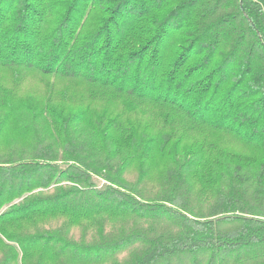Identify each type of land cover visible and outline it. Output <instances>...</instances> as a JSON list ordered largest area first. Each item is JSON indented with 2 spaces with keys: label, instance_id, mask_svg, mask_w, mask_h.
Segmentation results:
<instances>
[{
  "label": "trees",
  "instance_id": "trees-1",
  "mask_svg": "<svg viewBox=\"0 0 264 264\" xmlns=\"http://www.w3.org/2000/svg\"><path fill=\"white\" fill-rule=\"evenodd\" d=\"M0 264H264V0H0Z\"/></svg>",
  "mask_w": 264,
  "mask_h": 264
},
{
  "label": "rangeland",
  "instance_id": "rangeland-1",
  "mask_svg": "<svg viewBox=\"0 0 264 264\" xmlns=\"http://www.w3.org/2000/svg\"><path fill=\"white\" fill-rule=\"evenodd\" d=\"M29 81L30 82H23V83H21V85L20 86H18V90H20L21 92H22V90L23 91H30V90H32V91H38V86L37 85H35V84H37V82H38V78H36V77H30L29 78ZM28 85H30V86H28ZM24 118H26V117H24Z\"/></svg>",
  "mask_w": 264,
  "mask_h": 264
}]
</instances>
